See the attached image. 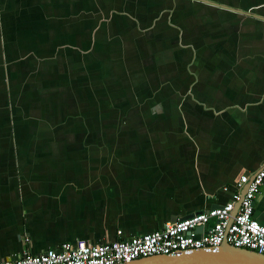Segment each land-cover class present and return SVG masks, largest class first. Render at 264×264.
<instances>
[{"label": "crops", "instance_id": "crops-1", "mask_svg": "<svg viewBox=\"0 0 264 264\" xmlns=\"http://www.w3.org/2000/svg\"><path fill=\"white\" fill-rule=\"evenodd\" d=\"M204 1L0 0V261L153 233L260 170L264 0Z\"/></svg>", "mask_w": 264, "mask_h": 264}, {"label": "built area", "instance_id": "built-area-1", "mask_svg": "<svg viewBox=\"0 0 264 264\" xmlns=\"http://www.w3.org/2000/svg\"><path fill=\"white\" fill-rule=\"evenodd\" d=\"M263 184L264 161L253 177L242 175L239 178L231 201L222 207L166 223L150 234L96 245L84 241L64 243L59 249L38 255L23 253L17 259L0 261V264H121L158 255L216 251L224 241L234 248L264 255V226L254 218V204ZM245 186L247 190L240 199ZM237 202L239 207L232 216Z\"/></svg>", "mask_w": 264, "mask_h": 264}, {"label": "water", "instance_id": "water-1", "mask_svg": "<svg viewBox=\"0 0 264 264\" xmlns=\"http://www.w3.org/2000/svg\"><path fill=\"white\" fill-rule=\"evenodd\" d=\"M199 1L214 5L215 7L220 6L209 1ZM246 190L247 186L242 189L240 199L243 197ZM238 207L239 202L235 204L232 216L235 215ZM176 220L177 219H173L172 222H175ZM121 264H264V255L244 249L234 248L224 241L216 251L208 252L204 250H198L190 254L180 253L167 256L158 255Z\"/></svg>", "mask_w": 264, "mask_h": 264}]
</instances>
